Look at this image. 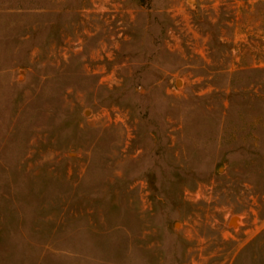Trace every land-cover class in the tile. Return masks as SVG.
<instances>
[{"label": "rangeland", "instance_id": "374dc122", "mask_svg": "<svg viewBox=\"0 0 264 264\" xmlns=\"http://www.w3.org/2000/svg\"><path fill=\"white\" fill-rule=\"evenodd\" d=\"M0 264H264V0H0Z\"/></svg>", "mask_w": 264, "mask_h": 264}, {"label": "bare ground", "instance_id": "6f19581e", "mask_svg": "<svg viewBox=\"0 0 264 264\" xmlns=\"http://www.w3.org/2000/svg\"><path fill=\"white\" fill-rule=\"evenodd\" d=\"M180 83V82H179ZM237 223L238 224V219L237 218H233L231 221V224Z\"/></svg>", "mask_w": 264, "mask_h": 264}, {"label": "water", "instance_id": "95a60500", "mask_svg": "<svg viewBox=\"0 0 264 264\" xmlns=\"http://www.w3.org/2000/svg\"><path fill=\"white\" fill-rule=\"evenodd\" d=\"M187 1H189V0H187Z\"/></svg>", "mask_w": 264, "mask_h": 264}]
</instances>
